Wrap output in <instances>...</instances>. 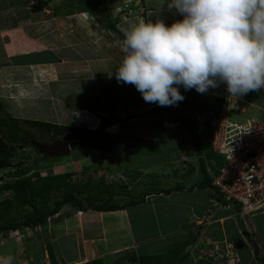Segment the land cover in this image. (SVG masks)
<instances>
[{
	"label": "crops",
	"instance_id": "crops-1",
	"mask_svg": "<svg viewBox=\"0 0 264 264\" xmlns=\"http://www.w3.org/2000/svg\"><path fill=\"white\" fill-rule=\"evenodd\" d=\"M116 1L102 0L103 5L96 6L94 0H83L92 7L84 10L79 9L78 0H0V108L5 105L6 114L13 112L20 115L19 111H23L24 115H20L22 119L19 120L53 125H60V121H63L60 126H71L73 122L65 124V119L74 118L81 111L92 113L95 117L109 113L111 118H102L103 125L115 130L116 124L124 121L128 112L130 119L135 118L139 123L135 131L125 129L126 133H120L119 136L129 135L133 138L132 143L128 144L130 148L123 147L121 150L124 153L140 152L144 142H160L157 139L161 134L165 136V130L162 133L158 129L159 117L170 118L169 121L174 120L177 124L179 122L173 119L177 115L187 114L192 121L195 116L214 110L212 107L219 110L218 113L224 107L231 114L248 113L252 115L251 118L264 119V90L235 97L229 95L226 85L221 83L203 94L189 89L186 98L174 106L145 102L131 84V91L126 88L121 91L120 84L124 83L117 82L115 69L121 58L123 29L138 17L152 22L160 19L168 26L183 17L174 8L169 9L170 0H127L125 3L133 14L124 17L112 9ZM39 3L41 9L34 12L32 7ZM99 19L102 23H99ZM106 20L112 24L114 31L107 28ZM177 87L183 96L182 86ZM80 95L96 98V101L85 98L77 102ZM86 103L93 107L77 106ZM83 124L93 127L89 120ZM170 132L172 134L174 131ZM181 132L173 134L182 136ZM113 134L117 135L116 131ZM165 137L170 138L167 141L172 151L183 152L184 140L171 142L170 134ZM188 142L191 145H186L183 154V158L191 164L188 174L181 177L174 187L157 184L146 190L150 194L143 203L118 211L87 210L78 215L72 206L64 205L50 226H60V233L53 237L55 246L61 249L70 242L73 244L76 256L67 263L82 264L88 255L91 259L86 262L99 258L105 260L118 252H134L138 257L159 256L164 261L177 244L189 241L177 254L179 263L202 264L203 261L199 262L190 251L191 247L195 248L198 241H226L233 243L242 264H257L255 247L264 264V209L240 215L237 204H222L220 199H216L212 186L201 188L199 184L203 176L200 175V167L204 164L207 169L216 164L209 158L216 155L210 150L207 136L202 135V139L191 136ZM205 149L207 153L203 154ZM190 153L191 156H188ZM191 172L201 173L191 182ZM169 189L172 190L169 193L159 191ZM130 192L131 187H127L124 191L126 197L138 195ZM93 213L106 217L98 219V215L94 216ZM118 213L121 215H115ZM195 226H198L197 235L194 234ZM78 236L95 241L89 245L90 254H87L88 248L81 246ZM152 245L156 248L164 246V249L151 251ZM169 263L176 264L173 259Z\"/></svg>",
	"mask_w": 264,
	"mask_h": 264
},
{
	"label": "rangeland",
	"instance_id": "rangeland-1",
	"mask_svg": "<svg viewBox=\"0 0 264 264\" xmlns=\"http://www.w3.org/2000/svg\"><path fill=\"white\" fill-rule=\"evenodd\" d=\"M94 1L96 3V6L98 4L103 5L101 3L102 0H94ZM78 2L80 5L79 9L87 10L92 8L89 2L84 3L83 0H78ZM112 9L114 10V12L117 11V7H113ZM132 14L133 12H131L130 15ZM120 85H121L120 86L121 91L122 89L125 88L127 89V91H131L132 89V86H130L129 84H120ZM113 93L119 94V92H113ZM83 96L84 95L78 96L77 102H80V100L83 101L85 98H87L88 100H93V102L96 101V98L90 96L88 97H83ZM204 99L207 100V98ZM67 104L70 105L69 103ZM44 106L47 107L48 104L45 103ZM77 106L79 107L86 106L88 108L93 107L92 105H88L87 103L85 105L77 104ZM5 107L6 106L3 105L2 106L3 109L0 108V118L8 119V120H10L9 118L22 119L21 116L24 115L23 111H19V114L21 116L18 114L15 115L13 114V112H8V114H6ZM212 109L214 110L210 111L209 113L204 114L203 112L206 119H208L210 116L217 115L219 110H217L215 107H212ZM85 116L86 113L84 111L78 112L76 113L74 118L69 117L70 119L69 118L65 119V124L66 123L68 124L69 122L70 124L71 122H73L72 125L76 124L78 123L77 120L79 118H83ZM103 116L111 118V115L109 113H106V115L103 114ZM126 116L127 118L124 121L118 123L119 125L116 124V130L111 129L110 126L100 127L101 130L99 134L94 136L95 141H93L98 143V147L95 148L96 150L93 148L92 146L93 142H92L88 144L86 147H84L82 152L81 151L77 152L70 149V154L68 155L50 158V157L41 156L36 150L31 148L29 145H25L23 146V148H19L18 146L15 145L17 147V152L11 161L12 162L11 168L4 170L5 172L2 173L1 177L5 180L10 179L11 175L17 171V173H19V178L30 177L31 180L35 182L50 176L63 177L65 175H68L67 178H64V181L69 185H77L78 188L81 189L82 195L77 194V197L81 199H85V198L87 199L90 198L91 196L96 197L95 191L89 193L87 190L90 187L96 190V187L98 186V181L103 179L105 184H110L115 186L116 188H119L118 195L114 197L113 202L120 205L122 203L127 202L129 199L125 197L124 194V191H126L127 187H131V189L133 190V188H135V185L137 186L139 185L138 186L139 189L136 190L135 192V194L136 193L139 194L140 191L143 190L148 191L151 188H154L157 184L165 187H174L175 185H178L177 183L181 179V177L187 175L189 169L191 168V164H188L189 160L183 158L184 156L183 154L185 152V149L187 148L186 145L187 144L191 145L190 144L191 142L190 143L188 142V140L191 139V135L190 133H188V128H187L188 121H190L191 118H189L187 114L177 115L173 118L179 122L176 124L174 120L169 121L170 118L168 120L159 117L160 125L158 129L160 131L165 130L163 131L164 133L162 132L165 136L167 134H170L171 142L172 140L175 139L178 140L177 142H180V140H184L185 146L182 148L183 152L181 154H179L178 151H172V147L168 146L169 142L167 141L170 138L165 137L162 134L161 135L159 134L160 136L157 139L160 141L159 143L144 142L142 143L143 150H141L140 152L130 151L129 153H124V151L121 150H123V147L129 149L130 146L128 144L132 143L133 138H131L129 135H121V136L119 135L120 133H126L124 132L125 129H127L126 131L129 130L130 132L135 131L139 123V121L135 118L130 119L131 116L129 115L128 112ZM87 117L90 119H94L92 122V126L94 127L95 122H98L97 119L93 115H88ZM165 117L167 118V116ZM251 117L252 115L248 113L247 114H239L238 112L235 114L233 113V119L237 121H244L245 119ZM85 119H83V121ZM62 122L60 121V125L62 124ZM19 128H20V133L22 135L23 133H25V131H28L33 135V137L37 139L47 138L46 137L47 135L40 136L39 132L30 129L25 124L19 123ZM177 130L178 132L185 131V133L181 132L182 136H177L176 133L179 134ZM204 130H205V135L207 137H210L209 127H205ZM112 131L113 132L116 131L117 135L113 134ZM170 131L176 132L175 135L173 134L174 132H172L171 134ZM68 142H69L68 143L69 147L71 148L72 144L76 143V139L68 140ZM174 145H178V144L174 143ZM190 149L191 148H189V150ZM202 152L203 154H206L207 149H205ZM188 156H191V153ZM209 158L214 160L215 162L218 161L219 163L222 162L223 160L222 157L214 156V155L212 156L210 155ZM21 173H23L22 176ZM200 173L191 172L190 181L191 182L194 181V179H196V175H199ZM206 174L209 176L210 179L213 178V174L207 172ZM200 175L203 176V174ZM5 182L6 181H1L0 184H3ZM187 185H189V183ZM140 188H142V190H140ZM12 194L13 193L11 191H3V192L0 191V203L4 201H10V203H12L11 206L16 208L18 204L13 199ZM40 194H42L45 197L44 200L46 202L44 203L43 197L42 199H40L42 196L41 195L40 197H37V199L35 200V204L40 208L43 206H46V208H51L53 206V202L58 200V198L60 197L61 192L59 190L55 191L54 193L49 195V197H46V195L43 192H41ZM123 198H126V200H123ZM85 201L86 200H84L83 203H85ZM23 207L24 206L19 207L20 209H22L23 215L31 212V209L28 206L26 208ZM14 208L12 209L13 211H11L10 213L11 218H14V216L17 217L19 216V213L15 212ZM90 215H92V213ZM93 215L94 216L98 215V219L100 217L101 219L106 217V215L101 216L100 214H95V213H93ZM115 215H121V213ZM19 218H21V216H19ZM53 218H51L49 222H44L43 225L34 228H30V229L22 228L13 233L10 232L6 238L0 236V257L12 256L13 257L12 264H71L67 262H70L76 256L73 244L72 242H70L65 246H61V249L58 248V245L55 246V241L53 237H56L60 233V226L59 225L53 226V228L52 226H50V223H52L54 220ZM194 234L197 235L198 230L194 231ZM192 235L193 232L191 231V235H190L191 239L194 238V236ZM78 237L79 240H81L79 241V243L82 244L81 246L86 249L88 248L87 254H90L91 249L89 245H91L90 243L94 244L95 241L94 242L88 241L83 236L82 239L80 238V236ZM212 244H213L212 241H198L197 244L195 245V248L191 247L190 251L196 256L197 259H199L198 260L199 262L203 261L202 264L205 263L212 264L214 263L213 259L206 254L208 248L212 247ZM219 246H218L219 252L224 254V257L220 258L217 255V259H215L216 264L243 263L242 259H240L241 257H239V255L236 254L235 248H233V251L231 252L226 251V248H228V246L232 247L233 243L222 241L221 243H219ZM154 247L155 245H152L150 247L151 251L155 250V252H159L164 249V246H158L157 248L155 247L156 249H154ZM49 250H51L54 255V259H53L54 262L49 256L48 253ZM61 251L62 254H60ZM163 252H168V251H163ZM176 252H177V248L173 252L168 254L164 258V261L168 262L170 259H173L176 264H180ZM225 253H227V256L225 255ZM97 256L99 257V255ZM126 257L127 256L124 252H118L104 258L105 260H102V258H99V260H101L103 264H127L128 261L126 260L127 259ZM90 259L91 258L88 255L86 261ZM86 261L84 260V262ZM84 262L82 264H84ZM257 264H260V262L257 261Z\"/></svg>",
	"mask_w": 264,
	"mask_h": 264
},
{
	"label": "clouds",
	"instance_id": "clouds-1",
	"mask_svg": "<svg viewBox=\"0 0 264 264\" xmlns=\"http://www.w3.org/2000/svg\"><path fill=\"white\" fill-rule=\"evenodd\" d=\"M125 5L128 7L125 2L114 3L112 7H117L119 14L118 9ZM168 7L183 19L168 26L160 19L152 22L138 17L123 29L121 58L115 69L118 83L133 85L145 102L159 106H174L183 101L177 86L203 94L223 83L228 94L235 97L264 90V0H170ZM84 112L86 116L71 126L100 132L104 126L102 118L106 117ZM204 114L195 116L194 124ZM88 115L97 119L94 127L83 124L93 122ZM221 165L217 161L206 169L213 174L210 186L216 191L213 179ZM232 203L235 202H228ZM65 205L72 206L77 215L83 212L71 204ZM239 214L245 215L240 210ZM194 229L197 231L198 226ZM214 245L219 246V242H213ZM12 261V256L0 257V264ZM213 262L216 264L215 259Z\"/></svg>",
	"mask_w": 264,
	"mask_h": 264
},
{
	"label": "trees",
	"instance_id": "trees-1",
	"mask_svg": "<svg viewBox=\"0 0 264 264\" xmlns=\"http://www.w3.org/2000/svg\"><path fill=\"white\" fill-rule=\"evenodd\" d=\"M115 1V0H113ZM118 0L116 3H119L120 5H123V2L127 0ZM119 12L120 15H123L124 17H129L130 15L126 14L127 9H123ZM41 9V3L38 5H34L32 7V10L34 12ZM132 11V10H131ZM133 12V11H132ZM104 22V20H103ZM99 23H102V20L99 19ZM107 28L111 31H114L115 29L111 26L112 24L107 23V20L105 21ZM119 34V32H117ZM181 92L183 93L184 99L186 98V95L189 94V90H185L183 87H181ZM9 118V117H8ZM3 119L0 118V172L3 170H6L8 168H11L12 159L14 155L17 152V147L23 148L25 145L32 146L30 143H28L27 138H35L31 133L28 131H25L23 135L20 133L19 123L25 124L30 129H33L34 131L39 132L40 136H43L44 134L49 136L51 140L57 138L58 136H62L65 133L67 135L65 136V140H71L76 139V143L74 144L73 149H79L82 147H86L88 144L95 141L94 136L99 134L98 131H90V130H84V129H78L73 126H60V125H53L46 122L41 121H28V120H21L18 121L13 118ZM188 131L190 135L195 139H202V136H199L195 132V124L192 121H188L187 124ZM162 132V131H160ZM2 133V134H1ZM203 135H205V131L203 132ZM209 140V137H207ZM16 145V146H15ZM93 148L98 147L97 142L92 143ZM38 160V158H37ZM201 172L203 174L202 182L199 184L201 188H206L210 186L211 180L209 176L206 174V169L204 164L200 167ZM141 172V171H140ZM23 173H21L22 176ZM142 174V173H141ZM142 176V175H141ZM68 175H65L63 177L61 176H50L46 177L44 179L38 180L33 182L30 177L26 178H19V173L17 171L11 175V180L7 179L3 184H0V191H11L13 199L17 202L16 208L12 207L10 201H4L0 203V236L6 238L7 235L11 232H15L22 228H34L40 225H43L44 222H46L47 218L53 217L55 214L59 212L61 207L65 204H71L73 206H76L79 210L86 211V210H93L98 212H112V211H118L122 210L128 206L141 204L145 201V198L150 192H145V190L140 191L138 195H131L127 196L128 201L125 203L116 204L113 202L114 197L118 195V189L113 185L105 184L103 179L98 181V186L96 187V190L90 187L87 191L89 193L95 191L96 197L91 196L90 198L81 199L77 197V194L82 195L81 189L78 188L77 185H69L64 181V178H67ZM2 181V178H0V182ZM133 184V183H132ZM139 186V185H138ZM137 185H135V188L133 190L131 189L130 193H135L136 189L138 188ZM137 187V188H136ZM178 187H175L177 189ZM60 191L61 195L58 198V200L53 202V206L51 208H46V206L38 207L35 204V200L37 197H40L43 192L46 197H49L52 193L55 191ZM163 193H169L172 190H159ZM133 193V194H134ZM216 193V199H220L222 204H228V201H226L222 194H219L218 191L215 190ZM43 200L45 197L42 195L40 199ZM126 197V195H125ZM49 199V198H48ZM85 203H83V201ZM123 200H126V198H123ZM46 201L44 200V203ZM24 206L23 208H26L27 206L31 209V212L26 213L23 215L22 209L19 207ZM14 208V211L19 213V216H14V218H11V211ZM189 241H185L183 243H180L176 246L177 252L176 255L183 251V249L188 245ZM49 256L51 259H54V255L51 250L48 251ZM126 260L128 261L127 264H170L169 261L165 262L163 261L162 257L155 256V257H138L135 255L134 252H126ZM254 255L257 261H260L261 264L262 261L258 255L257 247L254 249ZM54 262V260H53ZM52 262V263H53ZM84 264H103V262L99 259H94L91 261H88Z\"/></svg>",
	"mask_w": 264,
	"mask_h": 264
},
{
	"label": "built area",
	"instance_id": "built-area-1",
	"mask_svg": "<svg viewBox=\"0 0 264 264\" xmlns=\"http://www.w3.org/2000/svg\"><path fill=\"white\" fill-rule=\"evenodd\" d=\"M128 7L125 5L123 9ZM120 12L122 8L118 9ZM129 9L126 14L130 15ZM209 127L208 140L211 151L223 158L213 179V185L228 202H235L240 213L249 214L264 209V119H233L224 108L208 119L199 116L195 120V132L202 136ZM230 246L228 249L230 250ZM229 253V252H227ZM227 253L225 255L227 256ZM209 257H224L219 247L208 248Z\"/></svg>",
	"mask_w": 264,
	"mask_h": 264
},
{
	"label": "water",
	"instance_id": "water-1",
	"mask_svg": "<svg viewBox=\"0 0 264 264\" xmlns=\"http://www.w3.org/2000/svg\"><path fill=\"white\" fill-rule=\"evenodd\" d=\"M32 145L40 154L50 158L60 157L70 153L68 142L62 140H55L51 144H42L32 141Z\"/></svg>",
	"mask_w": 264,
	"mask_h": 264
},
{
	"label": "flooded vegetation",
	"instance_id": "flooded-vegetation-1",
	"mask_svg": "<svg viewBox=\"0 0 264 264\" xmlns=\"http://www.w3.org/2000/svg\"><path fill=\"white\" fill-rule=\"evenodd\" d=\"M67 135V133H65L64 135H62V136H58L57 138H55V139H53V140H51L50 139V137L49 136H46L47 138L45 139V138H43V139H37V138H27V141H28V143H30L31 145H32V141H36L37 143H42V144H51L52 142H54L55 140H62V141H66V142H68V140H65L64 138H65V136ZM43 136H45V134L43 135ZM69 143V142H68ZM75 144V143H74ZM74 144H72V146H71V148L70 149H72V150H74V151H77V152H82V150H83V148L84 147H82V148H79V149H73V147H74ZM68 146H69V144H68ZM31 148H33L34 150H36V148L32 145L31 146ZM92 150H94V149H92ZM96 150V149H95ZM37 151V150H36ZM38 152V151H37ZM40 154V153H39ZM41 156H45V157H48V156H46V155H42V154H40Z\"/></svg>",
	"mask_w": 264,
	"mask_h": 264
}]
</instances>
